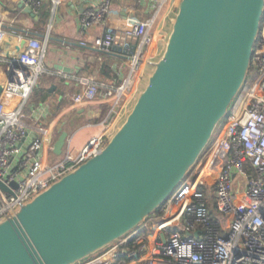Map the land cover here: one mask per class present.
<instances>
[{
    "label": "built area",
    "instance_id": "obj_1",
    "mask_svg": "<svg viewBox=\"0 0 264 264\" xmlns=\"http://www.w3.org/2000/svg\"><path fill=\"white\" fill-rule=\"evenodd\" d=\"M12 1L36 15L43 7V0ZM138 1L147 5V13L118 7L112 0H91L81 12L78 33L98 26L92 45L101 51L119 48L115 49L117 56L127 70L123 73L117 67L119 82L105 86L102 99L107 109L101 131L80 150L66 149L54 162L45 161L42 155L49 137L42 134L27 139L23 116L32 92L47 75L61 70L54 72L43 63L47 33L43 38L29 35L26 48L16 56L19 66L8 80L5 70L12 51L3 54L1 46L12 38L17 44L24 34L4 27L0 13V61L5 63L0 94V183L5 187H0V220L99 153L113 135V121L131 109L145 66L154 67L157 61L149 56L153 24L167 0ZM250 66L251 75L248 79L246 75L227 106V115L215 126L214 140L209 142L211 133L157 210L73 264H264V9ZM75 80L81 89L73 96L74 102L95 98L101 86L97 81L90 76Z\"/></svg>",
    "mask_w": 264,
    "mask_h": 264
},
{
    "label": "water",
    "instance_id": "obj_2",
    "mask_svg": "<svg viewBox=\"0 0 264 264\" xmlns=\"http://www.w3.org/2000/svg\"><path fill=\"white\" fill-rule=\"evenodd\" d=\"M263 9L264 0H179L147 84L101 151L0 220V264H73L155 211L227 115L248 73ZM15 30L24 35L11 45L8 80L35 34ZM2 88L1 78L0 94ZM66 138L58 133L54 153Z\"/></svg>",
    "mask_w": 264,
    "mask_h": 264
},
{
    "label": "crops",
    "instance_id": "obj_3",
    "mask_svg": "<svg viewBox=\"0 0 264 264\" xmlns=\"http://www.w3.org/2000/svg\"><path fill=\"white\" fill-rule=\"evenodd\" d=\"M90 1L61 0L53 5L52 0H43V8H49L48 17L43 24L37 21V16H31L20 9L17 2L0 1V13L5 19L4 27L30 29L39 38L48 33L43 63L49 70L62 72H56L53 76L47 75L42 85L32 92L24 108L23 121L28 132L26 138L42 134L49 137L42 149L43 158L47 162L62 158L66 149L72 152L80 150L92 136L101 131L107 109L102 99L105 86L119 82L117 67L121 66L123 73L127 70L115 49L101 51L92 45L94 37L99 33L98 26L88 28L84 34L78 33L79 16ZM112 2L118 7L147 13V5L138 0ZM168 2L172 4L174 0H167L165 4ZM16 10L18 14L14 15ZM17 33L20 34L18 31ZM14 41L15 38H12L10 45L3 43V54L12 51L11 45L15 44ZM4 70L5 63L0 61V79L4 76ZM87 76L101 86L98 87L94 99L74 102L73 96L81 89L75 77ZM62 130L67 132V138L61 153L56 154L52 151V146Z\"/></svg>",
    "mask_w": 264,
    "mask_h": 264
},
{
    "label": "rangeland",
    "instance_id": "obj_4",
    "mask_svg": "<svg viewBox=\"0 0 264 264\" xmlns=\"http://www.w3.org/2000/svg\"><path fill=\"white\" fill-rule=\"evenodd\" d=\"M179 0H174L172 4L170 2L166 3L159 9L156 21L153 24V47L152 52L149 54L154 60H158L165 48V43L167 41V37L171 30V26L175 17V13L177 10ZM145 74L142 76L139 82V92L143 90L145 85L147 84L148 77L151 75L154 67L153 66H145ZM131 108V107H130ZM130 110V109H129ZM125 116L114 120L112 123V130H116L119 125L124 120ZM120 123V124H119ZM119 124V125H118ZM118 125V127H117ZM117 127V128H116ZM113 131V133H114ZM218 129H214L212 132L211 138L209 142H212L217 134Z\"/></svg>",
    "mask_w": 264,
    "mask_h": 264
},
{
    "label": "trees",
    "instance_id": "obj_5",
    "mask_svg": "<svg viewBox=\"0 0 264 264\" xmlns=\"http://www.w3.org/2000/svg\"><path fill=\"white\" fill-rule=\"evenodd\" d=\"M48 14H49V8L47 7L46 9H44L42 7L41 10L39 11V14L37 15V21H39L40 24H43L45 22V20L47 19ZM251 69L252 68L250 66L248 73H247V79L249 78V75H251Z\"/></svg>",
    "mask_w": 264,
    "mask_h": 264
},
{
    "label": "bare ground",
    "instance_id": "obj_6",
    "mask_svg": "<svg viewBox=\"0 0 264 264\" xmlns=\"http://www.w3.org/2000/svg\"><path fill=\"white\" fill-rule=\"evenodd\" d=\"M250 68V67H249Z\"/></svg>",
    "mask_w": 264,
    "mask_h": 264
}]
</instances>
